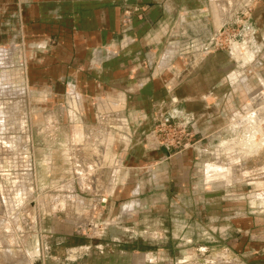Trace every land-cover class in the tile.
I'll list each match as a JSON object with an SVG mask.
<instances>
[{"label": "crops", "instance_id": "crops-1", "mask_svg": "<svg viewBox=\"0 0 264 264\" xmlns=\"http://www.w3.org/2000/svg\"><path fill=\"white\" fill-rule=\"evenodd\" d=\"M216 1L0 0V60L3 55L8 56L9 68L15 70L19 66L22 72L19 82L9 83L8 87L20 86L29 98L35 97L46 106L53 104L56 127L69 128L65 140L69 136L71 142L64 146L73 150V165L79 164L87 170L85 180L78 173L80 184L88 185L97 198L95 204H100L99 198L115 199L104 207L110 227L130 229L133 233L143 229L139 222L145 215L131 225L126 219L147 212L159 213L156 202L150 208L144 205L139 186L127 197V192L120 190L132 181L136 185L149 182L151 198L159 199L158 191L165 184L170 187L168 170L176 166L177 155H171L170 148L156 146L151 138L158 116L171 120L183 118L194 132L202 130V125L207 128L213 119L221 116L234 119V43L229 51L218 52L209 59L214 64L210 69L205 68L207 57L184 62L179 58L192 51L191 46L197 44L194 41L209 36L213 39L222 30V26L215 24L221 22L213 14ZM263 3L264 0L260 6ZM132 8L137 10L130 23L123 24V11ZM210 22L208 36L203 32L195 34ZM239 50L235 55H244L240 58L246 62V58L251 59L250 51ZM204 78L210 80L205 89H200L196 83ZM223 87L229 90L225 94L220 93ZM223 104L231 108L216 115L212 108L218 109ZM42 111L46 119L47 107ZM182 166L191 168L190 164ZM186 176L189 180V173ZM114 181L118 186L113 185ZM114 189H118L117 196ZM165 192L172 200L186 202L182 208L169 206L161 210L167 214L164 222L167 229L175 232L177 225L179 231L185 227L191 232L190 237L193 230L202 229L209 231L207 238H210L214 235L211 228L216 227L223 235L227 236L228 231L234 235V229L230 228L234 224V207L223 209V197L218 204L215 202L216 210L211 213L212 192L166 190L161 195L164 199ZM118 198H126L133 205L123 206ZM191 198L199 200L193 213L185 201ZM176 212L183 216V221L174 215ZM187 212L194 217L187 216ZM159 220L155 219L157 223ZM160 226L145 229L158 235ZM122 241L114 238L113 245L119 246ZM96 245L99 246L92 241L85 248ZM83 248L79 246L71 251V257L78 251L74 261L84 257L79 253ZM156 263L150 253L148 264Z\"/></svg>", "mask_w": 264, "mask_h": 264}, {"label": "rangeland", "instance_id": "rangeland-1", "mask_svg": "<svg viewBox=\"0 0 264 264\" xmlns=\"http://www.w3.org/2000/svg\"><path fill=\"white\" fill-rule=\"evenodd\" d=\"M216 2L218 5L214 7L216 12L213 14L221 22L216 21L215 24L216 27L222 26V30H218L213 39L209 36L194 41L197 44L191 46L192 51L179 58L184 62L207 57L208 65L205 68L210 69L214 64L209 59L218 52L229 51L234 43V119L215 118L207 128L200 126L202 130L199 129V132L190 130L187 120L173 119L176 125L186 126L187 136L176 140V147L170 150L171 155H177L174 157L176 166L168 170L170 189L165 184L164 189L158 191L159 199L151 198L149 182L136 185L132 181L120 189L127 192V197L139 186L144 205L150 208L151 203L156 202L155 209L159 210L158 214L147 212L126 219L131 225L145 215L146 220L139 222L143 229H132L133 233L130 229L124 231L110 227L105 220L104 207L115 199L99 198L100 204H95L97 198L88 185H81L78 179V173L83 180L87 179V170L79 164L77 167L73 165V150H69L68 145L64 146L71 142L69 136L65 140L69 128L56 127L53 104L46 106L35 97L29 98L28 92L24 91L26 94H23L20 86L8 87L9 83L19 82L22 72L19 66L15 70L10 69L6 63L8 56H2L0 264H148L150 253L155 257L156 264H264V6H260L262 0ZM134 9L126 10L133 14ZM211 26V22L206 23L205 28H199L195 34L203 32L208 36ZM238 49L240 52L250 51L251 59L246 58V62L236 57ZM208 80L204 78L196 84L200 89H205ZM227 91V87H223L220 93ZM247 103L252 105L253 110L248 109ZM44 107L48 112L46 119L42 111ZM217 108H212V111L219 115L220 110L229 111L231 105L223 104ZM253 112V117H248ZM254 118L262 120L255 122ZM253 123L256 124L254 129ZM154 129L150 135L155 142L157 136ZM247 135L250 142L259 140L261 146L256 145L255 151L250 150L254 143L247 147L242 145ZM183 164H190V170ZM115 184L118 186L119 183L114 181ZM114 190L113 194L117 196L118 189ZM166 190L212 192L209 198L211 213L216 210L215 202L218 204L223 197V209L234 207V224L230 227L234 229V235L228 231L227 236L215 233L207 238L209 231L201 229L193 230L190 237L188 233L191 232L185 227L179 231L181 228L177 225L178 231L175 232L167 229L164 223L167 214L161 210L169 206L182 208L186 202L172 200L166 192L165 199L162 198ZM120 200L118 198L117 201ZM129 201L123 198L120 203L123 206L133 205ZM185 201L187 207L192 209L191 213L195 212L193 208L199 206V200L191 198ZM118 202L115 205L118 206ZM187 213V216L194 217ZM178 214L174 213L183 221V216ZM157 218L161 219L159 223L163 227L155 221ZM157 224L160 226L158 235L151 229H145ZM169 233L177 237L172 238ZM117 234H121V237ZM114 238L123 240L122 244L114 246ZM92 241L99 246L86 249L85 246ZM79 246H84L79 251L84 257H79L76 262L78 251L75 250L74 257H71V251ZM202 256L207 257L206 261L200 259Z\"/></svg>", "mask_w": 264, "mask_h": 264}, {"label": "built area", "instance_id": "built-area-1", "mask_svg": "<svg viewBox=\"0 0 264 264\" xmlns=\"http://www.w3.org/2000/svg\"><path fill=\"white\" fill-rule=\"evenodd\" d=\"M137 9L135 8L134 11ZM132 18V12L129 10L124 11L123 18H122V23L123 24H128L130 23ZM173 120L171 119H164L162 116H158L155 119V126H154V134H156L155 138V144L156 146L160 148H165V149H171L173 147H176V140L178 141L180 138L183 136H187L185 133V128L186 126H182L180 124H175L172 122ZM187 146L184 147V149ZM212 234L218 233L221 234L222 232L216 227H212ZM205 251V250H204ZM207 257L202 256L200 259L202 261H206Z\"/></svg>", "mask_w": 264, "mask_h": 264}, {"label": "bare ground", "instance_id": "bare-ground-1", "mask_svg": "<svg viewBox=\"0 0 264 264\" xmlns=\"http://www.w3.org/2000/svg\"><path fill=\"white\" fill-rule=\"evenodd\" d=\"M235 2V1H234ZM229 4H230V2H229ZM235 4V3H234ZM241 56H244V55H241V54H238V53H236V57H241ZM248 109H250V110H253V107H252V105H248ZM255 112H253L251 115H248V117H253V114H254ZM259 113H261V111H259ZM257 116H260V115H257ZM248 117H246V118H248ZM244 120V119H243ZM253 120H255V122L258 120H262V119H257V118H254ZM245 121H247V119H245ZM249 122H250V120H249ZM254 124V123H253ZM256 126V124H254L253 126H252V128L254 129V127ZM252 139V138H251ZM254 139V138H253ZM259 142V140H255V141H253V142H250V138H249V136L247 135L246 136V138H245V140H244V142L242 143V145H244L245 147H247L248 145H251L252 143H254V145H252L251 147H250V150H254L255 151V149H256V145L257 146H261V145H259L260 143H258Z\"/></svg>", "mask_w": 264, "mask_h": 264}]
</instances>
